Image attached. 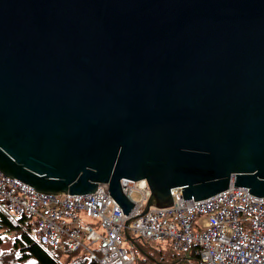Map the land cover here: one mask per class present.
<instances>
[{
	"label": "water",
	"instance_id": "obj_1",
	"mask_svg": "<svg viewBox=\"0 0 264 264\" xmlns=\"http://www.w3.org/2000/svg\"><path fill=\"white\" fill-rule=\"evenodd\" d=\"M0 171L45 194L145 179L150 207L264 196V0H0Z\"/></svg>",
	"mask_w": 264,
	"mask_h": 264
},
{
	"label": "built area",
	"instance_id": "obj_2",
	"mask_svg": "<svg viewBox=\"0 0 264 264\" xmlns=\"http://www.w3.org/2000/svg\"><path fill=\"white\" fill-rule=\"evenodd\" d=\"M121 188L140 196L132 198L129 214L110 196L107 183L90 194L52 195L0 172V206L12 217L32 216L30 237L50 249H84L98 264H137L138 249L124 245V224L142 212L150 189L145 179L124 178ZM172 195L173 206L150 207L130 222L129 232L152 241L170 239L180 251L193 247L197 264H264V196L232 185L202 200H184L180 191Z\"/></svg>",
	"mask_w": 264,
	"mask_h": 264
},
{
	"label": "trees",
	"instance_id": "obj_3",
	"mask_svg": "<svg viewBox=\"0 0 264 264\" xmlns=\"http://www.w3.org/2000/svg\"><path fill=\"white\" fill-rule=\"evenodd\" d=\"M32 224V216L21 214L10 216L0 206V264H98L90 259L84 249L72 252L67 249L53 250L43 246L28 233ZM97 225V223H92ZM139 256L137 264H197L198 255L195 248L180 251L170 242L162 247L159 243H151L147 239L133 235ZM130 246L134 244L124 239ZM97 251V248H94Z\"/></svg>",
	"mask_w": 264,
	"mask_h": 264
},
{
	"label": "rangeland",
	"instance_id": "obj_4",
	"mask_svg": "<svg viewBox=\"0 0 264 264\" xmlns=\"http://www.w3.org/2000/svg\"><path fill=\"white\" fill-rule=\"evenodd\" d=\"M131 197L134 200H137V201L140 198V196H139V194L137 192H133L131 194ZM80 216L82 217L83 220H87V221H90L91 220L90 218L86 217L85 214H83V213H81ZM148 241H150L152 244L153 243H159L162 247H165L166 244H168V243L171 242L170 239H165V240H162V241H152V240H148ZM125 246L128 247V246H130V244L129 243H125Z\"/></svg>",
	"mask_w": 264,
	"mask_h": 264
},
{
	"label": "bare ground",
	"instance_id": "obj_5",
	"mask_svg": "<svg viewBox=\"0 0 264 264\" xmlns=\"http://www.w3.org/2000/svg\"><path fill=\"white\" fill-rule=\"evenodd\" d=\"M1 172V171H0ZM3 173V172H2ZM4 174V173H3ZM5 175V174H4ZM5 176H7V175H5ZM9 177V176H8ZM11 178V177H10ZM13 178H15V177H13ZM15 179H18V178H15ZM124 179H128V178H124ZM18 180H20V179H18ZM128 180H132V179H128ZM138 180H141V179H138ZM138 180H132V181H138ZM21 182H23L22 180H20ZM23 183H25V182H23ZM101 183H107V182H101ZM25 184H27V183H25ZM27 185H29V184H27ZM30 186V185H29ZM30 187H32V186H30ZM235 187V186H234ZM33 188V187H32ZM34 189V188H33ZM224 190H226V189H224ZM36 191V190H35ZM223 191V190H222ZM37 192H39V191H37ZM221 192V191H220ZM39 193H42V192H39ZM91 193H93V192H91ZM219 193V192H218ZM45 194V193H44ZM86 194H90V193H86ZM132 194V193H131ZM131 194L128 196L129 197V199L133 202V200H132V197H131ZM217 194V193H216ZM52 195H60V194H52ZM72 195H85V194H72ZM211 196H213V195H211ZM210 197V196H209ZM208 198V197H207ZM191 199H193V198H191ZM203 199H205V198H203ZM184 200H186V199H184ZM189 200V199H188ZM194 200V199H193ZM198 200H202V199H198ZM119 205V204H118ZM120 206V205H119ZM123 211V210H122ZM124 213V212H123ZM29 231V230H28Z\"/></svg>",
	"mask_w": 264,
	"mask_h": 264
},
{
	"label": "clouds",
	"instance_id": "obj_6",
	"mask_svg": "<svg viewBox=\"0 0 264 264\" xmlns=\"http://www.w3.org/2000/svg\"><path fill=\"white\" fill-rule=\"evenodd\" d=\"M130 242V241H129ZM137 248V247H136ZM138 249V248H137ZM138 251H139V249H138Z\"/></svg>",
	"mask_w": 264,
	"mask_h": 264
}]
</instances>
